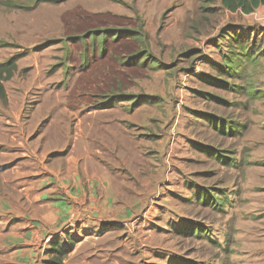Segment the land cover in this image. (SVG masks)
I'll return each instance as SVG.
<instances>
[{
	"label": "rangeland",
	"instance_id": "rangeland-1",
	"mask_svg": "<svg viewBox=\"0 0 264 264\" xmlns=\"http://www.w3.org/2000/svg\"><path fill=\"white\" fill-rule=\"evenodd\" d=\"M225 59L238 74H228ZM9 62L0 119L15 110L43 133L61 103L89 92L88 113L110 114L88 120L125 118L132 134L111 138L124 168L103 181L128 186L119 203L126 191L152 193L151 205L116 206L120 219L105 217L83 246L59 237L75 245L64 264L97 248L87 264H264V8L245 15L221 0H0V68ZM210 195L222 206H210ZM12 241L0 237V264H32L28 253L15 258ZM47 259L44 250L33 264Z\"/></svg>",
	"mask_w": 264,
	"mask_h": 264
},
{
	"label": "crops",
	"instance_id": "crops-1",
	"mask_svg": "<svg viewBox=\"0 0 264 264\" xmlns=\"http://www.w3.org/2000/svg\"><path fill=\"white\" fill-rule=\"evenodd\" d=\"M263 8L259 7L256 12ZM89 98L87 92L85 99L81 96L75 102L61 103L54 118H45L50 123L43 133L38 131L35 118H28L24 123L15 110L12 112L15 117L8 111L6 116L1 115L4 118L0 119V190L12 194L8 200L0 196V237H11V243L16 242L10 246L17 248L15 258L28 253L33 264L34 257L64 235L69 236L67 239H82L80 245L83 246L100 233L105 217L115 222L120 219L121 213L116 208L119 204L133 207L142 205L140 200L148 205L152 203V193L129 191L123 195V203H119L121 190H127L128 186L122 187L125 182L111 179L103 181L105 174L112 175L119 172L120 167L124 168L114 160L111 148L115 138L124 135L127 142L132 134L123 127L128 123L125 118L112 115L108 120H88L93 113L110 114L108 110L88 113L89 108H93L88 106ZM46 104L50 111L51 102ZM40 109V115L48 114ZM23 138L26 139L23 141ZM119 138L116 139L120 141ZM105 158L113 173L105 171L102 164ZM92 174L99 179L95 176L96 180L92 177L83 180L84 176ZM136 197L140 198L135 200ZM104 206H108V210H104ZM127 207L126 217L129 215ZM0 247V252L6 250V246ZM98 250H88L74 260L76 263L70 260L65 264H87L97 257Z\"/></svg>",
	"mask_w": 264,
	"mask_h": 264
},
{
	"label": "trees",
	"instance_id": "trees-1",
	"mask_svg": "<svg viewBox=\"0 0 264 264\" xmlns=\"http://www.w3.org/2000/svg\"><path fill=\"white\" fill-rule=\"evenodd\" d=\"M222 1V6L225 10L231 12V13H236L237 11H241L243 14L245 15H250L253 14L259 7L264 6V0H221ZM106 33V32H102ZM232 37V35H230ZM105 39V37H104ZM241 40V46L240 48L245 49V48H249L250 45L243 41V40H247V38L244 37L240 39ZM246 43V44H245ZM245 44V45H244ZM247 48V50H248ZM246 50V51H247ZM248 53V52H247ZM239 56H242V53H238ZM225 65H227V71L230 70V66L232 65V62L230 63L228 61V59H225ZM12 64V62H9L8 64L2 65L0 68V73L4 74V73H8L9 75L11 74V72L7 69L9 68V66ZM224 72H226V68H223ZM233 72V75L238 74L236 69L230 70L228 72L229 73ZM4 92L3 86L0 83V93L2 94ZM71 97V95H70ZM210 123H212L213 126L217 125L218 127H221V131L227 130L228 132H232L233 130V126L232 123L230 122L229 125L223 127L222 124H217L214 125L212 120H209ZM204 201V204H207L209 201H207V195L206 194H202L200 195ZM212 196V200H210V206L213 207H221L222 204L220 203V199L215 197V195H210V197ZM197 231V234L200 235L202 233V231L200 229H193L192 232ZM75 248V245L72 244H68V245H64L62 243H59L57 241H54L51 244V247L47 250H45V255L49 258L47 259V261L44 262V264H64V260L65 258H67L68 254Z\"/></svg>",
	"mask_w": 264,
	"mask_h": 264
}]
</instances>
